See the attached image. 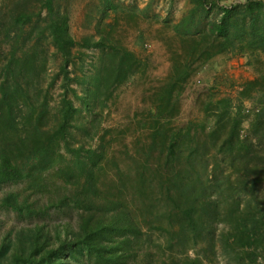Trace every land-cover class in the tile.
<instances>
[{"label":"trees","instance_id":"trees-1","mask_svg":"<svg viewBox=\"0 0 264 264\" xmlns=\"http://www.w3.org/2000/svg\"><path fill=\"white\" fill-rule=\"evenodd\" d=\"M57 1L0 0V210L37 220L0 222V264H201L173 253L159 259L143 227L170 250L204 241L205 252L218 248L229 262L264 264V0H188L172 26L181 53L149 113L142 163L108 184L105 145L76 133L93 138L104 100L141 64L97 30L74 40ZM77 47L97 52L95 60ZM220 54L245 58L256 73L239 104L217 100L200 131L159 125L193 66ZM208 145L235 171L207 175ZM217 221L225 226L218 238Z\"/></svg>","mask_w":264,"mask_h":264},{"label":"rangeland","instance_id":"rangeland-1","mask_svg":"<svg viewBox=\"0 0 264 264\" xmlns=\"http://www.w3.org/2000/svg\"><path fill=\"white\" fill-rule=\"evenodd\" d=\"M57 5L67 16L69 32L74 40L79 41L85 36L93 35L97 30L132 51L140 61L139 68L113 91L108 100H104L91 128L93 138L89 139L80 131L76 133L78 139L88 145H105L107 162L104 163L102 171L103 183L116 181L118 172L126 176L135 175L136 164L142 163V152L149 142V113L155 105L157 93L169 76L170 59L181 53L180 42L172 26L190 8L189 1L109 0V4L105 6V0H58ZM76 50L85 53L88 63L97 56V52L91 50L78 47ZM49 57L51 62L48 74L53 75L56 71V60L52 49ZM88 71L86 68V73ZM255 76V71L245 64L243 57L220 54L206 62H197L177 94L174 109L168 117L160 118L158 123L166 129L186 130L190 127L191 133L200 131L204 123L210 124V120H205L204 110L211 113L215 102L222 98L230 99L234 106L239 104L242 85ZM75 103L78 105V102ZM247 105V101L243 100L242 106ZM80 115L78 120L85 121L87 116L83 112ZM244 134L242 131V135ZM199 136L202 137L201 134ZM207 148V175L212 171L223 174L235 171L230 167L227 157L218 155L213 158L214 148L209 145ZM157 157L156 151L151 159L154 161ZM212 197L215 198L216 195L212 193ZM127 198L130 199L129 194ZM152 198L156 201L157 196ZM55 216L57 215H52ZM58 217L66 219L62 214ZM35 221V218H25L0 210V222L5 226L27 225ZM224 230V224L217 221L213 230L214 237L218 238ZM143 231L153 242L147 244L153 248L154 245H160L154 248L161 254L159 259L173 253L178 257H197L201 264H236L229 262L218 248L212 253L205 252L207 244L204 241H198L196 246L189 244L181 249L171 247L170 250L158 232L149 231L145 227Z\"/></svg>","mask_w":264,"mask_h":264}]
</instances>
